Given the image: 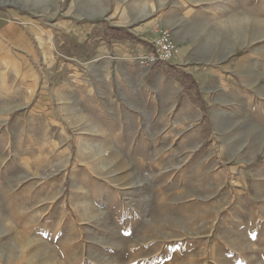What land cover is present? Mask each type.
Here are the masks:
<instances>
[{
  "label": "rangeland",
  "instance_id": "rangeland-1",
  "mask_svg": "<svg viewBox=\"0 0 264 264\" xmlns=\"http://www.w3.org/2000/svg\"><path fill=\"white\" fill-rule=\"evenodd\" d=\"M174 1L0 0V11L29 14L46 27L67 12L81 26L88 18L112 14L115 7L120 8L117 14L126 9L130 16L153 6L160 16ZM225 1L232 0L218 5V30H203L215 36L197 51L212 66L207 71L212 81L201 78L199 93L207 108L204 140L211 138L219 163L202 168L200 175L192 164L171 163L186 178L185 190L171 205L162 203L155 190L152 218L144 226L131 217L130 181L121 179L126 165L116 162L113 124L107 125L111 130L99 131L96 121L67 115L64 100L53 102V79L45 69L55 59L49 54L52 32L31 38L20 29L22 40L13 46L7 37L0 39V264H214L209 252L217 230L223 238L231 234L221 224H211L215 214L204 205L225 200L229 192L231 210L241 203L245 185L234 178L236 168L264 165V0ZM243 23H249V43L235 49L233 42L242 36H229V27ZM156 28L157 37L163 28ZM241 57L248 66L232 67ZM217 75L222 77L214 80ZM220 122L226 131L217 129ZM85 126L89 130H76ZM218 172L227 179L217 182ZM256 174L246 183L257 188ZM195 201L197 207L187 206L185 212L172 205ZM198 221L210 227L198 228ZM186 235L207 253L185 260L180 241Z\"/></svg>",
  "mask_w": 264,
  "mask_h": 264
},
{
  "label": "crops",
  "instance_id": "crops-1",
  "mask_svg": "<svg viewBox=\"0 0 264 264\" xmlns=\"http://www.w3.org/2000/svg\"><path fill=\"white\" fill-rule=\"evenodd\" d=\"M225 3L232 4L233 0ZM219 4H223V0H175L160 16H155L157 10L154 12L153 6L140 7L137 11L141 15L136 11L130 16L126 15V9L117 14L115 10L120 8L115 7L112 14L98 20L88 18L81 26L70 21L71 14L66 12L50 27L29 14L0 11V39L7 37L9 46L22 40L20 29L31 38H43L44 33L52 32L53 50L49 54L55 59L44 66L53 79V102L64 100L67 115L92 119L99 131L111 130L107 125L113 124L116 162L126 165L121 179L130 181L128 200L137 226L151 221L155 190L167 205L183 194L186 178L176 168L171 169V163L192 164L199 175L202 168L209 170L219 163L211 138L208 143L204 140L207 108L205 98L199 93L201 78L212 81L208 74L211 61L205 57L200 59L197 54L207 38L215 36L203 30L216 32L220 26L217 23ZM156 27L168 29L172 34L182 52L176 63H143L154 51ZM229 28V36H242L239 42L237 37L233 42L235 49L249 43V23ZM24 45L29 47L30 44ZM40 52L45 58L46 51ZM247 66L242 57L232 65ZM219 77L222 76L217 75L214 80ZM212 122L217 126L215 120ZM217 129L226 131L224 122H220ZM255 171L257 188L254 183L250 186L246 183ZM235 172L234 178L245 184L239 192L241 203L230 210L231 194L225 192V200H213L204 205L215 214L211 224H221L219 228L223 226L231 234L223 238L217 230L209 255L214 258V264H264V165L256 169L244 164ZM215 179L222 182L227 175L218 172ZM123 188H127V182ZM195 204L196 201L172 205H181V212H185L187 206L197 207ZM224 209H227L226 214H220ZM208 224L198 221L195 226L210 227ZM191 239L186 235L180 241V252L182 249L187 253L185 260L200 258L205 251L201 246L196 249L192 245L195 240ZM223 257L227 260L225 263L221 262Z\"/></svg>",
  "mask_w": 264,
  "mask_h": 264
},
{
  "label": "built area",
  "instance_id": "built-area-1",
  "mask_svg": "<svg viewBox=\"0 0 264 264\" xmlns=\"http://www.w3.org/2000/svg\"><path fill=\"white\" fill-rule=\"evenodd\" d=\"M154 51L143 63L155 65L156 63L174 64L179 59V47L175 42L172 34L161 29L153 42Z\"/></svg>",
  "mask_w": 264,
  "mask_h": 264
},
{
  "label": "bare ground",
  "instance_id": "bare-ground-1",
  "mask_svg": "<svg viewBox=\"0 0 264 264\" xmlns=\"http://www.w3.org/2000/svg\"><path fill=\"white\" fill-rule=\"evenodd\" d=\"M40 39V38H39ZM205 82H206V80H205ZM207 84V83H206Z\"/></svg>",
  "mask_w": 264,
  "mask_h": 264
}]
</instances>
